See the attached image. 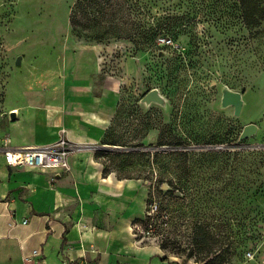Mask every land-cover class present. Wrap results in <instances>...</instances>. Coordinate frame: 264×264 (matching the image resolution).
Returning <instances> with one entry per match:
<instances>
[{"label":"rangeland","instance_id":"obj_1","mask_svg":"<svg viewBox=\"0 0 264 264\" xmlns=\"http://www.w3.org/2000/svg\"><path fill=\"white\" fill-rule=\"evenodd\" d=\"M74 1L0 0V125L12 82L114 89L92 150L105 172L150 186L153 229L138 235L180 264H264V21L247 25L240 0H140L132 12L170 30L138 50L76 37ZM153 89L160 100L146 101ZM225 90L240 93L238 114ZM248 123L255 133L239 139Z\"/></svg>","mask_w":264,"mask_h":264},{"label":"crops","instance_id":"obj_2","mask_svg":"<svg viewBox=\"0 0 264 264\" xmlns=\"http://www.w3.org/2000/svg\"><path fill=\"white\" fill-rule=\"evenodd\" d=\"M25 86L21 80L6 89L5 112L13 117L0 125V147L6 138L10 146L46 144L61 128L81 147L68 171L13 167L0 151V264H180L163 260L132 228L145 216L150 186L105 172L92 150L114 117L115 90L93 93L75 81Z\"/></svg>","mask_w":264,"mask_h":264},{"label":"trees","instance_id":"obj_3","mask_svg":"<svg viewBox=\"0 0 264 264\" xmlns=\"http://www.w3.org/2000/svg\"><path fill=\"white\" fill-rule=\"evenodd\" d=\"M261 1L240 0L247 25L254 27L264 21ZM137 2L140 0H75L69 13L71 31L78 38L97 43L122 39L131 41L138 50H147L154 45V38L160 32H169L170 28L159 21L150 25L141 12H132L136 10ZM139 221L144 222L143 219ZM203 264L210 263L205 261Z\"/></svg>","mask_w":264,"mask_h":264},{"label":"built area","instance_id":"obj_4","mask_svg":"<svg viewBox=\"0 0 264 264\" xmlns=\"http://www.w3.org/2000/svg\"><path fill=\"white\" fill-rule=\"evenodd\" d=\"M81 146L67 138L66 130L61 128L58 137L49 143L40 145H22L10 146L8 139L4 140L0 151L3 153L5 162L13 167H31L34 169L53 168L62 171L70 169L69 157L71 154L79 150ZM157 208V204H149L146 206L144 222H134V233L140 238L144 239L145 236L138 235L139 232H146L150 234L153 229L152 216ZM144 216V217H145ZM33 253H37L36 250ZM78 264H84L80 261Z\"/></svg>","mask_w":264,"mask_h":264},{"label":"water","instance_id":"obj_5","mask_svg":"<svg viewBox=\"0 0 264 264\" xmlns=\"http://www.w3.org/2000/svg\"><path fill=\"white\" fill-rule=\"evenodd\" d=\"M20 59H21V56H18L17 61H19ZM145 100L146 101H151V100L158 101L160 100V97L158 93L156 92V90L153 89L145 96ZM223 102L224 104H232L234 107V113L235 114L239 113L241 109V105H242V99L240 97L239 92H236V91L234 92V91H229V90L223 91ZM10 117H13V113H10ZM256 129H257V125L254 123L245 124L242 127L241 132L239 133V139L249 137L250 135L255 133Z\"/></svg>","mask_w":264,"mask_h":264}]
</instances>
